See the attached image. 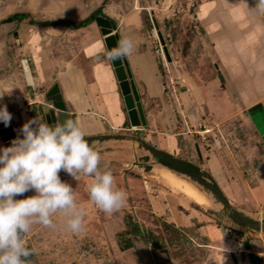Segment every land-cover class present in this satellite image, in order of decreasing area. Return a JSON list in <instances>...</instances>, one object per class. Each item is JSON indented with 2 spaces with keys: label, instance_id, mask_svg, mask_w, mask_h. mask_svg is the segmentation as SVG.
<instances>
[{
  "label": "rangeland",
  "instance_id": "374dc122",
  "mask_svg": "<svg viewBox=\"0 0 264 264\" xmlns=\"http://www.w3.org/2000/svg\"><path fill=\"white\" fill-rule=\"evenodd\" d=\"M210 1L213 0H0L1 81L11 77L15 83L19 80L23 60L35 61L26 44L32 51L44 48L53 61H65L83 46L76 32L90 26L102 30L96 19L106 18L120 38L128 36L134 42L135 52L127 59L131 68H135L132 70L134 79L136 75L142 81L139 84L135 81L142 104L146 97L147 104L155 110L172 111L175 117L172 131L183 149L178 156L169 155L157 149L149 133L136 131L137 128L87 138L101 154V167L106 166L113 173L117 187L126 193L127 203L120 211L105 214L89 200L90 177L74 180L60 172L61 180L74 188L77 203L85 211V229L78 234L67 230L59 213L53 217L58 224L55 230L34 226L25 237L26 244L35 250V255L29 258L32 264H157L154 254L162 251L169 252L171 264H220L223 256L225 264L229 260L234 263L233 254L239 264L243 260L253 264L250 254L257 259V253H262L258 248H247L245 243L264 245V206L255 204L252 214L243 217L236 206L223 202L218 196L217 184L211 181L207 169H202L207 162L203 159L207 152L213 145L220 144L221 152L233 169L238 165L227 150L243 153L245 158L238 160L241 159V169L252 186L264 179L263 171L256 173L257 159L247 160L253 145L258 147V154H264L259 126L250 113H243L239 108V87L230 73L228 50L224 54L219 50L221 31L217 26L222 22L224 30L227 29L226 8L219 22L207 23L199 14L200 6ZM250 2L239 0L242 5ZM242 9L245 10V6ZM261 18L264 21V13ZM29 27L35 28L30 31ZM148 81L158 84L161 98L155 99L145 89ZM3 98L13 109V96L3 94ZM11 117L7 127L0 122V148L12 146V140L18 136L23 138L22 115L16 113ZM41 120L46 122L44 117ZM201 125L214 130L206 141L196 133ZM172 159L184 164L192 176L172 171L210 198V206L204 208L209 209L208 214L214 219L211 223L227 229V237L236 242L237 247L233 244L230 249L227 245L225 253L219 251L196 225L180 230L170 224L172 227L167 229L166 222L153 213L154 198L164 200L162 196L171 191L175 195L179 193L155 171L171 168ZM32 195H35L34 190L15 198ZM130 218L143 231L153 233L155 242L164 240L167 247L154 250L149 235L134 240L129 233ZM131 241L134 247L124 251L122 246Z\"/></svg>",
  "mask_w": 264,
  "mask_h": 264
},
{
  "label": "crops",
  "instance_id": "0c3cea01",
  "mask_svg": "<svg viewBox=\"0 0 264 264\" xmlns=\"http://www.w3.org/2000/svg\"><path fill=\"white\" fill-rule=\"evenodd\" d=\"M250 3L242 5L239 4V0H213L202 4L199 14L207 23L219 22L223 8H226L227 29L224 30L222 22H219L217 26L221 31L218 40L219 50H222V54L228 50L230 73L235 85L239 87L237 93L239 108L243 113H250L255 119L262 137L260 127H264V21L261 18L262 13L251 10L255 6V0H251ZM244 6L245 10L242 9ZM33 28L35 27H29L30 31ZM76 36L83 46L72 58L60 62L51 60L44 48L32 51L26 44L28 51L35 57L33 63L28 60L35 85L30 87L27 83L24 68L19 70V80L15 83H12L11 77L0 80L2 94L14 98L13 109H10L8 102L5 101L8 112L11 116L20 113L24 124L32 120L33 116L46 119L53 103L44 98L53 86L58 84L67 106V112L85 132V139L111 135L116 132L134 131L135 127L131 125L114 64L106 58L105 53L108 48L102 31L96 26H90L76 32ZM2 50L1 44L0 63ZM38 57L42 58L38 59ZM46 60L47 63L44 64ZM133 68L131 70L135 71ZM135 78L134 81L137 84L142 83L136 75ZM148 82L145 89L149 91V94L155 99L161 98L162 92L158 84ZM138 88L139 86L137 90ZM141 92L144 93L143 90ZM150 95L146 94L147 97ZM143 100L147 126L137 128L136 131L149 133L152 138L151 142L157 149L166 151L169 155H180L183 149L172 131V125L175 123L172 111L171 113L168 110L157 111L147 104L149 100L146 97ZM8 131L12 130L8 127ZM238 141L240 142V139ZM250 148H252L249 152L251 154L247 155V160H250V157L257 159L258 172L256 170V173L263 171L264 174V154H258L256 145ZM227 151L234 157L238 168L233 169V166L231 168L221 152L220 144H216L203 158L207 162L202 169H207L210 173L209 178L217 184L220 193L227 198V204L236 206L238 213H242L245 217L252 214L251 210L255 204L264 206V179L258 180L257 186H252L251 181L241 169V159L238 160V158H245L243 153L234 152L232 149V153ZM224 182L227 184L225 185ZM162 197L164 200L156 197L153 203V213L158 218L175 225L180 230L192 229L196 225L204 237L211 241L212 247L223 252V244L226 249L225 238L228 230L211 223L214 219L208 214V208L198 206L180 192L175 195L171 191ZM233 244L237 247L236 242H232V247ZM230 261L227 264L233 263ZM219 263L223 264L222 260L219 259ZM242 264L249 263L243 260Z\"/></svg>",
  "mask_w": 264,
  "mask_h": 264
},
{
  "label": "clouds",
  "instance_id": "9594fccd",
  "mask_svg": "<svg viewBox=\"0 0 264 264\" xmlns=\"http://www.w3.org/2000/svg\"><path fill=\"white\" fill-rule=\"evenodd\" d=\"M251 10L264 13V0H255ZM134 52L133 40L124 36L105 54L114 63ZM68 117L53 126L38 117L29 120L20 129L22 139L18 136L12 146L0 148V264H32L29 258L35 250L25 237L37 225L55 230L58 224L53 217L58 213L67 230L75 234L84 231L85 211L77 203L74 188L61 180L62 171L74 180L90 177L89 200L105 214H114L127 203L113 173L101 167L100 152L85 139L78 122L70 114ZM11 118L7 106L0 107V121L6 127ZM30 190L35 195L15 198ZM222 248L226 251L223 244Z\"/></svg>",
  "mask_w": 264,
  "mask_h": 264
},
{
  "label": "water",
  "instance_id": "95a60500",
  "mask_svg": "<svg viewBox=\"0 0 264 264\" xmlns=\"http://www.w3.org/2000/svg\"><path fill=\"white\" fill-rule=\"evenodd\" d=\"M96 22L98 26L102 29V32L104 34H108L107 31L113 30V24L110 20L103 18V17H98L96 19ZM120 36L119 34L116 35L115 38H113L114 44L112 46L107 45L108 50L114 48L117 45V42L119 41ZM163 41V40H162ZM166 53H167V49ZM115 67V72L117 74V78L121 84V89L124 94V100L128 112V116L130 118V122L132 127H146L147 126V120H146V115H145V110L143 107V104L141 102V98L139 96V92L137 90L134 78H133V73L131 70V66L128 62V59H122L118 60L113 63ZM24 72L26 74V79L27 83L29 86H34L35 81L33 77V73L31 71V66L28 60H23L22 62ZM125 83H128L129 85L132 86V94H127ZM0 94L2 92L0 91ZM47 100L49 102H52V108L50 109L49 113L46 115V122L50 125L53 126L55 125L58 121L63 122V120L69 118L68 117V112H67V106L64 102L63 95L61 93L60 87L58 84L53 86V88L48 92L47 94ZM6 106V102L2 97H0V107ZM8 110V109H7ZM260 132L262 135V139L264 142V127H260ZM171 168L175 170H182L184 168V164L177 162L175 159H172L170 162ZM192 176L191 174H188ZM218 192H219V197L223 200V202H228L227 198L224 197L220 193V190L218 186L216 187ZM225 241L228 245V247L231 249L232 248V241L229 237L225 238ZM245 246L249 249L251 248H258L260 251L259 252H264V245L260 242H246ZM155 260L157 264H171L172 259L168 251H162V252H157L154 254ZM250 259L253 264H257V259L255 258L254 254H250ZM233 260L235 264H239V261L236 257L235 254H233Z\"/></svg>",
  "mask_w": 264,
  "mask_h": 264
},
{
  "label": "bare ground",
  "instance_id": "6f19581e",
  "mask_svg": "<svg viewBox=\"0 0 264 264\" xmlns=\"http://www.w3.org/2000/svg\"><path fill=\"white\" fill-rule=\"evenodd\" d=\"M102 31V30H101ZM108 34H104L103 36L105 37V43L106 45H111L114 44L113 38L116 37L118 34L114 29L107 31ZM126 87L127 94H132V86L129 85L128 83L124 84ZM137 128V127H135ZM210 132V131H209ZM166 168H159L155 169V171L158 173L159 178L165 181L167 184L170 185L175 190H178L182 194H184L186 197H188L193 203L197 204L198 206H210L211 200L205 194L203 191H201L198 187H196L193 183L189 182L185 178L181 177L177 173H175L174 169H167ZM174 170V171H172ZM179 172V171H178ZM182 173V172H181ZM184 175L186 173H183ZM188 175V174H187ZM186 176V175H185ZM190 176V175H188Z\"/></svg>",
  "mask_w": 264,
  "mask_h": 264
},
{
  "label": "trees",
  "instance_id": "16d2710c",
  "mask_svg": "<svg viewBox=\"0 0 264 264\" xmlns=\"http://www.w3.org/2000/svg\"><path fill=\"white\" fill-rule=\"evenodd\" d=\"M188 171V170H186ZM129 228H130V235H132L134 237V240H139V239H143L145 236H150L151 239H153V242L151 243L153 245L154 250H161L167 247L166 242L164 240H161V242H155L154 241V234L153 233H149V232H145L142 230V228L140 227V225L133 221V219L130 218L129 222H128ZM164 226L168 229L170 227H172L170 224L164 223ZM174 228V227H173ZM134 247L133 242H129L126 243L122 246V249L124 251L130 250Z\"/></svg>",
  "mask_w": 264,
  "mask_h": 264
},
{
  "label": "built area",
  "instance_id": "2783aa9c",
  "mask_svg": "<svg viewBox=\"0 0 264 264\" xmlns=\"http://www.w3.org/2000/svg\"><path fill=\"white\" fill-rule=\"evenodd\" d=\"M209 131H214V130L211 128H207L206 126L201 125L199 127V129H197L196 133H197V135H200V137H202L204 139V141H206V140H208L209 135L212 133ZM189 132H191V134H192L193 130L190 129ZM257 259H258L259 264H264V252L257 253Z\"/></svg>",
  "mask_w": 264,
  "mask_h": 264
},
{
  "label": "flooded vegetation",
  "instance_id": "af4514ba",
  "mask_svg": "<svg viewBox=\"0 0 264 264\" xmlns=\"http://www.w3.org/2000/svg\"><path fill=\"white\" fill-rule=\"evenodd\" d=\"M186 170H188V169L186 168V166H184V168H183L182 170H176V171H179V172H182V173L189 174L190 172H189V171H186ZM190 174H191V173H190Z\"/></svg>",
  "mask_w": 264,
  "mask_h": 264
}]
</instances>
